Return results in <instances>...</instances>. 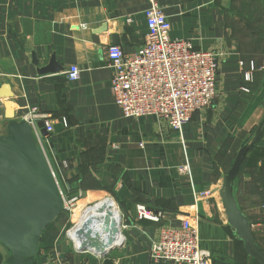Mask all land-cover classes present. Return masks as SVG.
I'll return each mask as SVG.
<instances>
[{
  "label": "crops",
  "instance_id": "obj_1",
  "mask_svg": "<svg viewBox=\"0 0 264 264\" xmlns=\"http://www.w3.org/2000/svg\"><path fill=\"white\" fill-rule=\"evenodd\" d=\"M160 3L173 38L221 55L217 96L180 132L156 116L126 117L111 90L108 46L133 52L144 45L148 0H0V135L9 122L6 100L18 119L32 106L50 113L54 132L40 120L37 127L63 188L80 192L79 206L100 195L116 199L121 237L109 254L114 264H155L153 240L184 219L198 227L209 264H260L228 223L220 189L264 117V0ZM53 55L64 70L41 74ZM73 65L81 69L76 82L68 79ZM235 195L264 249V128ZM56 220L42 235L35 264H103L76 250L63 231L67 215ZM8 257L0 243V264Z\"/></svg>",
  "mask_w": 264,
  "mask_h": 264
},
{
  "label": "built area",
  "instance_id": "obj_2",
  "mask_svg": "<svg viewBox=\"0 0 264 264\" xmlns=\"http://www.w3.org/2000/svg\"><path fill=\"white\" fill-rule=\"evenodd\" d=\"M146 19L147 40L140 48L127 52L117 43L108 46L113 73L111 90L126 117L156 116L180 132L195 113L210 107L217 96L221 55L218 51L197 49L189 39L173 38L171 21L160 0H148ZM80 78V67H70L68 79L76 82ZM246 78L251 80L252 76L247 74ZM27 110L24 119L30 122L35 138L48 154L47 137L42 136L37 122L42 121L50 134L54 132L51 115L39 106ZM63 123L68 125L66 119ZM54 171L64 200L62 213L70 221L76 216L81 194H69ZM69 238L79 251L75 240ZM209 259V251L200 246L199 229L190 219L165 228L152 243L151 260L155 264H209Z\"/></svg>",
  "mask_w": 264,
  "mask_h": 264
},
{
  "label": "water",
  "instance_id": "obj_3",
  "mask_svg": "<svg viewBox=\"0 0 264 264\" xmlns=\"http://www.w3.org/2000/svg\"><path fill=\"white\" fill-rule=\"evenodd\" d=\"M35 63H38L37 59ZM63 70L64 67L57 63L53 55L49 64L39 72L46 74ZM2 93L8 97V86L4 87ZM5 105L9 122L7 132L0 135V243L9 251V264H35L42 235L62 214L64 200L52 161L35 138L30 122L16 118L10 100H6ZM263 128L264 117L254 136L240 148L231 168L223 175V185L220 189L228 223L244 243L248 255L260 264H264V249L258 245L250 219L237 202L235 184L247 154L259 141ZM49 143L55 159L61 166L52 141ZM116 247H84L79 252L92 253L103 259V264H114L109 254Z\"/></svg>",
  "mask_w": 264,
  "mask_h": 264
},
{
  "label": "bare ground",
  "instance_id": "obj_4",
  "mask_svg": "<svg viewBox=\"0 0 264 264\" xmlns=\"http://www.w3.org/2000/svg\"><path fill=\"white\" fill-rule=\"evenodd\" d=\"M70 236L80 249L117 246L121 237V213L115 200L106 197L87 207Z\"/></svg>",
  "mask_w": 264,
  "mask_h": 264
},
{
  "label": "rangeland",
  "instance_id": "obj_5",
  "mask_svg": "<svg viewBox=\"0 0 264 264\" xmlns=\"http://www.w3.org/2000/svg\"><path fill=\"white\" fill-rule=\"evenodd\" d=\"M56 173H57V172H56ZM57 176H58V179H59L60 184H61L60 177H59L58 174H57ZM106 197H112L114 200H116L115 197H113L112 195H100V196L97 197V198H93V199H91V200H90L89 202H87V203H82V204L78 207V209H77V211H76V216H75V218L72 219V220H70V221L67 223L68 225H66L65 228H63L64 233H65V234H67V232L71 233L72 229H73V228L76 226V224L78 223L79 217L82 216L83 211H84L87 207H89V206L95 204L96 202H98V201H100V200H102V199H104V198H106ZM61 215H62V214H61ZM57 223H58V221L55 220V221H54L53 223H51L48 227L51 229V228H53L54 225H56ZM67 235H69V234H67ZM69 237H71V236L69 235ZM75 242H76V241H75Z\"/></svg>",
  "mask_w": 264,
  "mask_h": 264
},
{
  "label": "trees",
  "instance_id": "obj_6",
  "mask_svg": "<svg viewBox=\"0 0 264 264\" xmlns=\"http://www.w3.org/2000/svg\"><path fill=\"white\" fill-rule=\"evenodd\" d=\"M244 244V243H243Z\"/></svg>",
  "mask_w": 264,
  "mask_h": 264
}]
</instances>
